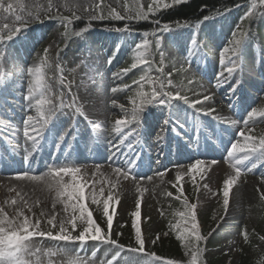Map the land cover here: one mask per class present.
<instances>
[{
  "label": "rangeland",
  "instance_id": "374dc122",
  "mask_svg": "<svg viewBox=\"0 0 264 264\" xmlns=\"http://www.w3.org/2000/svg\"><path fill=\"white\" fill-rule=\"evenodd\" d=\"M102 1L105 2L103 12L108 13L111 8H115L122 15L127 12L119 3V0ZM100 2L101 0H53V3L56 4L57 7L51 10V14L56 15L58 11L61 15L71 17L73 12H75L76 15L82 17L79 21H85L89 15L94 14V9ZM141 2L143 6H145V0H141ZM21 3L25 6L24 14L28 11L33 13L39 12L41 18H43V11L47 7V0H21ZM5 23H7L9 27L18 26L14 24V17L11 16H8L7 19L0 18V29H3ZM257 26L258 22H256L250 30L254 49L251 51V48H249L248 51H250V53L256 51L254 54L256 59L254 60L255 65L253 66V62H251L249 63V67L253 72L258 69L260 74H264V21L260 23V27H263L262 34L255 33ZM220 28L219 22L215 21L210 24L208 32L214 33L216 29L218 30ZM34 30H39L41 32V38L43 39L41 42L45 44L44 50L48 49L51 67L45 68L46 80L52 83L54 88L61 91H67V89L59 84V77L63 76L66 84L71 82V92L75 95L77 103L83 107L88 121L99 124L100 130L96 133V136L101 138L103 142L102 145L105 144L103 139L108 138V132L111 135L110 139H108L115 140L116 134L112 131V128L118 118L111 117L110 108H120L118 106L113 107L112 101L116 100L117 105H124L125 108L128 109V114L130 116L132 108L130 98L134 96L136 92V90H133L134 87H132V89H125V91L128 92L122 96L120 91L116 93L110 91L111 88L115 87L112 83L113 80L111 81L109 79L111 73L110 69L119 62L120 53L110 55L113 47L111 41H103L102 43L96 41L98 45L95 47V44H93V37H90L82 44L79 39H76L71 44L63 47L61 45L62 31L58 23L55 20H46L43 24L37 23L30 25L27 31L22 30L14 37L13 42H8L3 48L2 67L5 72V77L9 78V85L13 86L12 96L17 95L18 99H20L21 96L24 109L22 110L20 106H15L11 118H8L4 115V109L0 108V120H3L4 116L8 118L9 124L11 125L6 135L10 137L9 139L12 141V150L15 153L19 151L22 155L26 153V148L31 147V142L26 141V137L24 136V118L22 115L24 112L27 115L32 113L26 111L24 95L26 94L30 80L28 74L29 67L39 64L41 58H43L45 54L41 52L40 47H36L38 46L36 42L34 44L35 39L32 35V33L35 32ZM178 34L180 33H171V35L176 38V42L174 41V43L170 42L166 44L163 41L162 43L165 74L170 72L172 64H178L177 56L182 51L181 42H185L184 38L186 37V34L183 33L182 41L181 37H178ZM121 35H126V32H122L121 34L116 33V39ZM21 39H26L28 44H24V46L18 44L17 46L14 44V42H19ZM109 56L114 57L111 64L107 62ZM155 61L161 66V53ZM57 65H59V68ZM208 70H212V68H208ZM205 71L208 73L206 69ZM213 71L214 70L209 74L212 75ZM152 76L156 77V75ZM243 77L244 81L242 85L247 84L249 87L251 86L259 92L261 84L258 82L259 78L257 73L245 75ZM119 82L120 79H117V83ZM172 91L174 93L176 91L181 92L177 85L172 88ZM213 91L214 88L209 83L204 86L199 85L188 93V98L189 100H195L201 93H205V95H214ZM257 92L253 93L251 91L253 95L252 99L255 102L257 101V107H264V95L261 97L260 93ZM128 93H130L129 96ZM247 97L249 98V96ZM199 98H201V96ZM67 99L70 101L71 96H68ZM206 102L207 101H204L202 103V105H205L203 108L206 110L209 108L215 109L213 115L231 119L228 108L222 103V99L214 96L212 102H208L207 104ZM190 109L191 108H188V106H178V111H181V114H178L176 110L173 114V118L176 123L179 121L180 125L186 126L191 131L193 128V131L196 133H194V143L192 144L193 150L188 149L189 142H183L182 139L174 136L171 141L174 150L170 155L165 146V144L169 142L167 128L163 133L164 139L161 141L160 145V147L163 146L167 152L166 159L165 153L162 152L159 155L160 164L156 163L153 166H147V162L143 164L142 172L145 173L144 176H147L146 172L151 173V180L147 179V177H141L140 180H137L132 179V176H129L128 179H125L122 174L118 176L114 171L117 167L114 165L105 166V164H103L105 160L102 161L103 165L87 163L84 160L77 161L80 164L75 163L74 165H68L77 166L81 169L80 175L89 181V186L86 191L90 190L92 183H95L97 191H99L101 187L105 189V196L109 190L114 193L115 214L113 227L111 229V238L117 239L120 244L122 242L126 248L136 246L134 243V229L132 228L133 217L131 216V213L135 210L136 200L138 198L141 200L140 223L142 235L146 242V239L151 240V238L163 232L165 223L169 218L177 217L180 220L177 213L183 211L184 207L183 204H176L177 199H174V196L178 195L177 188L182 185L184 196L180 199L183 201V198L186 197L190 203L197 204V217L201 234L207 235L210 231L215 229L212 236L205 241V258L213 262V264H235L236 254L242 252L248 258L259 260L264 253V240L260 239V237L264 236V199L261 198V193H264V165H257L252 172H248L244 169V166H241V177L230 189L229 206L227 211H225L223 207V181L229 175H234L235 173L230 164L223 159V155L226 154L225 146H230V142L236 138V128L222 121L218 122L210 117H205L204 115L199 117L200 119L198 121L186 123V114L192 111V109ZM149 113L152 114V122H155L160 114L167 116L169 111L164 109L154 110V108H152ZM62 119L67 121L58 129L57 135L67 133L65 141L59 146L46 145L42 149H38L37 153L43 154L47 152L55 156L60 153L66 156L70 154L72 145L70 143H64L67 141L68 135L76 130L79 125H82L80 119L83 120L85 125L87 124L86 129H90L91 127L83 117H76L74 126L73 120L72 123H70L68 117H62ZM107 122L109 125H107ZM156 124L157 123L154 125L156 126ZM133 127L135 126H128V128L125 129V133L127 134L129 129ZM158 127H160V125ZM250 127L252 131L248 133L249 135L258 137L264 135V119L257 118L255 123H252ZM172 133L173 132H171V135ZM133 136L137 137L135 133ZM188 136L191 138L190 133H188ZM54 138L55 137H49L46 140L50 142ZM46 140L43 142H46ZM147 141L152 144L156 140L153 136L152 139H147ZM118 146L121 148L123 144H119ZM31 153H33V151ZM21 155L18 157H21ZM71 157L76 161L74 149L71 151ZM196 159L205 161L207 171L204 173L185 175L179 184H177L176 172L187 173L188 166ZM213 160H216L218 163L213 164ZM115 163L116 162L113 164ZM245 163L248 167H251L250 162ZM139 164L140 162L137 161L132 165V167L134 166L132 175L135 176L139 171ZM177 165L180 167H176ZM165 169L168 171L165 172ZM157 172H163L164 175L158 176L156 175ZM191 175L196 176V185L193 184ZM41 176L45 180L44 183L39 186H34V190L25 189L26 191H22V188L19 186L10 184L5 179L0 178V208L7 212L9 216L15 215L16 209L22 206V202H18L17 205H11V200L16 198V192H20L32 206V212L35 213L34 218H40L44 221L53 214H57V221H59L60 218H67L69 213L64 212V205L57 202L55 189L50 187L52 183L51 176L47 171H44V175ZM65 179L67 180L68 177H65ZM109 182L116 183L117 187L112 189ZM205 185H207V187H205ZM138 188L140 191H137ZM12 189H15V191ZM168 192H171L172 196H168ZM115 199L119 200L118 205L115 204ZM87 203L93 211L94 218L100 223L101 228L108 231L106 219L103 217L102 213V204L100 206L92 205L90 200L87 201ZM42 211L46 214L45 217L40 216ZM25 212L28 215L32 214L28 213L27 209H25ZM226 214H228L230 218L227 219V221H223ZM221 217H223V219H221ZM125 226L129 227L126 229V232H124ZM50 227L51 226L46 223H42L41 225L42 230H47ZM244 230L248 233V241H245L243 238L242 232ZM44 240L48 239L40 237L35 242L31 243V253L26 254L24 258L28 260L30 264H68L69 260L64 261L61 258V251H58V253L55 252V255H50L49 253L54 252V250L47 249L45 246L49 243L46 245ZM89 242L95 244L93 241ZM58 243H60L59 245H61V247L65 244V242ZM67 250L74 254V258L70 260H79L81 264H98L99 259H89L84 253L78 251L77 246L69 245ZM126 253L127 252L123 254ZM111 254L113 253L110 252L107 247L104 253L98 255L107 260ZM98 255L96 258H99ZM134 255L136 254L128 253V257H130L129 260H131V257H134ZM165 259L184 261L188 259V257L184 249L179 252L178 255L167 256Z\"/></svg>",
  "mask_w": 264,
  "mask_h": 264
},
{
  "label": "snow or ice",
  "instance_id": "6c2138e0",
  "mask_svg": "<svg viewBox=\"0 0 264 264\" xmlns=\"http://www.w3.org/2000/svg\"><path fill=\"white\" fill-rule=\"evenodd\" d=\"M190 2V0H151L147 9L141 0H134L136 5L135 13L132 14L128 11L125 15H121L115 8H111L107 15L104 14L101 4H97L94 9V14L87 17L89 23L85 28L75 31L73 34L77 37H82L83 33L91 30V21H103L106 19H113L117 21H128L123 29H113L115 31H128L132 32L131 22H148L150 21L154 27L151 32L144 31L140 33L144 39L142 43L136 45V52L134 62L127 68L121 69L118 72L113 73L114 78H121L127 76L130 72L137 69L140 65H147L142 69L144 75H141L139 79H133L131 84H125L123 87H113L110 89L112 93L118 91H124L125 89H132L133 85L136 86L135 95L130 98L131 100V114L129 116L128 109L124 105H117V101L113 100V107L118 106L123 113L124 117L117 119L113 125L112 131L120 137L119 143L123 144L127 138V135L135 133L140 136L143 133L144 139H152L153 136L157 143L164 139L163 133L166 131L171 123V110L174 107L179 106L180 102L188 108L195 109L197 113H203L205 117H210L216 121H222L230 124L236 128L235 139L230 142V146H225V155L223 159L230 164L234 170V175H229L223 181V207L227 211L229 206L230 189L239 180L242 174V167L248 172H252L257 165H264V135L258 138L254 135H249L252 131L250 125L255 123L257 118L264 119V107H254L250 110H246L245 114L240 116L239 119H230L228 117H219L213 115L215 109L209 108L207 110L198 108L197 105L202 104L204 101L213 100V95H204L203 100H189L187 95L181 94L180 91L175 93L169 91L170 87H173L172 72L164 73L163 67V52H161V66L156 69L160 73L159 76L153 77L148 73L152 71L151 63L146 59V53L149 52L153 42L157 50L161 49V43L165 33H169L174 29L180 28H195L199 29L200 25L209 19H212L214 15H222L233 9L224 8L223 12L220 8L215 10L213 15L204 16L201 21H196L195 24H190L187 21L180 22H162L159 19L158 14L162 11H167L171 8L177 7L181 4ZM102 3V0H101ZM57 5L53 3V0H47V7L43 11V18L39 12L33 13L28 11L25 13V6L21 3V0H0V18L7 19L8 16L14 17V24L16 27H9L7 23L3 25V29H0V84H4L5 72L2 67L3 60V48L8 42H12L14 37L17 36L22 30L27 31L28 27L32 24H43L46 20H56L62 24L65 28V36L71 28V25L75 20L82 19L81 16L76 15L73 12L72 16H64L57 11L56 15L51 14V10L56 8ZM234 7H240L235 5ZM245 12L240 21L236 25L235 31L231 34L229 40L230 47H226L222 50L220 65L222 70L216 74L215 87L220 89L225 85H229L228 99L231 100L236 95L237 89L240 86V81L236 80L235 83H231L234 78V74L240 69V57L242 49L249 39L247 31L240 30L241 24L244 20L251 21L252 19L264 18V0H246L244 5ZM125 8L128 9L127 3ZM207 5L201 6V11L205 10ZM259 12L257 13V10ZM150 37L152 39H150ZM190 45H197L195 33L192 36ZM119 50V45L116 51ZM231 53L228 57V63H225L224 53ZM186 57L191 61L193 57V51L191 47L185 53ZM114 57H109L108 63L111 64ZM51 67L48 57V49H45L44 57L41 58L39 64L31 66L28 69L30 76L28 88L24 95L26 101V111H30L32 114L26 115L24 119V136L26 141L31 142V147L26 148L25 162L29 159V154L36 150L41 145L42 141H45L49 137H55L54 142L59 146L62 144L67 136V133L57 135L58 129L65 123L62 117H70L73 119V126L75 125L76 117H83L90 126L95 130L98 125L88 121V117L83 110V107L77 103L75 95L71 92V82L67 84L64 81L63 76L59 77V84L67 89V91H61L53 87L45 78V68ZM59 68V65H57ZM62 71V69H61ZM227 73V75H225ZM189 84L193 81L189 80ZM145 87L148 88L145 91ZM71 96V100L67 99ZM175 102V103H174ZM148 106H165L169 109V116L165 117L160 123V130H156V126L152 123V114H148V120H143V114L147 111ZM229 108L236 110V106L229 103ZM129 125H135L134 128L129 129L128 133H125V129ZM47 134V135H46ZM115 147V145H113ZM115 155V153H113ZM245 162H250L251 167ZM134 163V162H129ZM213 164H217L216 160L212 161ZM157 164H160L159 156L157 157ZM176 167H180L177 165ZM48 174L52 178L50 187L55 189V196L57 202L64 205V212L69 213L67 218H60L57 221V214H53L42 221L40 218H34L35 213L32 212V206L29 201L21 195L20 192H16V198L11 200V205H17L18 202H22V206L16 209L15 215L9 216L2 208H0V264H30L24 257L26 254L31 253V243L34 237L47 238L55 242H65L62 248H58V251L66 250L69 245L79 246V250H84L89 241L97 242L96 250L99 245H106L108 250L112 252L111 259L102 261L101 264H121L123 260L124 264H128L130 257L122 255L123 253L131 254H144L139 257L138 264H205L202 259L203 253L206 251L201 246L203 241H206L212 236L213 231H210L207 235H202L200 225L197 217V204L190 203L189 200L183 198V211H179L177 214L180 220L177 223L170 224L169 230L175 232L176 239L181 242L183 248L186 250V256L188 259L184 261H177L175 259H164L155 253H145V238L142 235L141 228V200L138 198L135 202V210L131 213L133 217L132 228L134 229V243L135 247H127L118 242L117 239L111 238V229L113 227V220L115 214L114 206V193L109 190L105 196V189L101 187L97 191L95 183L91 184L90 190L86 191L89 186V181L84 179L81 173V169L77 166L68 164L60 166H51L47 169ZM115 173L123 175L125 179L132 176L131 169L124 170L120 167L114 169ZM168 170L165 169V172ZM207 171V166L204 160L196 159L188 166V172H176L177 184L183 179L185 175L193 173H204ZM156 175L163 176V172H157ZM65 177H68L66 180ZM17 180H30L40 181L43 179L41 175L30 174L29 172L15 174ZM151 180L152 177H147ZM191 180L196 185V176L191 175ZM111 188L117 187L116 183H111ZM118 183V182H117ZM207 187V185H205ZM15 191V189H12ZM137 191H140L138 188ZM146 191V189H145ZM178 195L176 199H180L184 196L183 186L177 188ZM142 195V193H141ZM168 196H172L171 192L167 193ZM18 198V199H17ZM261 198L264 199V193H261ZM92 205L100 206L102 204L103 217L106 219L107 232L101 228L100 223L96 221L93 216V211L90 209L87 201ZM119 200L115 199V204L118 205ZM25 209L31 215L26 214ZM111 209V211H110ZM163 215V213H162ZM41 217H45L46 214L42 211ZM223 219V217H221ZM42 223H46L51 226L47 230H42ZM53 229H58L53 231ZM71 229V230H70ZM77 233V234H74ZM169 233H163L167 236ZM245 241H248L249 236L246 230L242 232ZM160 239V235L156 236V239L152 241L153 244L157 243ZM264 240V236L260 237ZM50 255H55V252H50ZM131 259H137L131 257ZM68 264H81L79 260H69ZM259 264H264L262 259Z\"/></svg>",
  "mask_w": 264,
  "mask_h": 264
},
{
  "label": "trees",
  "instance_id": "16d2710c",
  "mask_svg": "<svg viewBox=\"0 0 264 264\" xmlns=\"http://www.w3.org/2000/svg\"><path fill=\"white\" fill-rule=\"evenodd\" d=\"M151 2V0H147L146 1V6L145 9H147L148 4ZM127 2H125L126 4ZM246 0H190V2L185 3V4H181L177 7L171 8L167 11H162L161 13L158 14L159 19L162 22H176V21H180V22H184L187 21L190 24H195L196 21H201L202 18L204 16H209V15H213L215 13V10L217 8H220L221 11L223 12L224 8H229V9H233L227 13L224 14H230V17H232L233 19L236 20L235 24H234V31L237 30L236 29V25L237 23L240 21L241 17L244 15L245 12V5ZM128 5V9L129 11L132 10L131 6L127 3ZM202 5H207V8L203 11H201V6ZM235 5H240V7H234ZM259 12V9L257 10V13ZM135 11L132 10V14H134ZM228 14V15H229ZM223 15V14H222ZM214 16H220V15H214ZM213 16V17H214ZM263 18H258V19H252L251 21L249 20H244L241 24V29L240 30H244L247 31V27L250 23H252L255 20H260ZM111 23H114L116 21H112V20H108ZM126 21V20H124ZM205 22L204 21L198 30H202L205 29ZM128 24L129 22H121V24H116V25H123V24ZM97 25H103L105 23H101V21H99L98 23H96ZM95 24V25H96ZM131 25H133L135 32L137 33L138 36L142 37L144 39V37L140 34L144 31H149L151 32L154 25L151 22H131ZM192 30H196L195 28H190ZM81 30V28L77 27L75 28L74 25H71V28L68 32V35L65 36V38H67V40H70L71 38H73L75 35L73 34L75 31H79ZM65 35V34H64ZM150 39H152L150 37ZM169 40V36L168 33H165L163 36V40ZM231 39V38H230ZM229 39V40H230ZM229 40L227 41V43L225 45H223V47L218 51V55L221 57V53L222 50L226 47H230L229 45ZM150 52H151V56H155L159 50H157L155 48V44L153 42V45L150 48ZM231 56V53H224V57L225 60L228 59V57ZM135 58V57H134ZM133 58V59H134ZM134 62V60H133ZM168 235L167 236H161L160 239L157 241V244L154 245V247L152 248V251L157 254V255H166V254H177L179 252V247L182 245L180 241H178L176 239V234L175 233H171L170 231H168ZM202 246V245H201ZM264 259V255L261 258V260ZM237 264H259V262H255L253 260H251L250 258L244 256V255H240L237 259Z\"/></svg>",
  "mask_w": 264,
  "mask_h": 264
},
{
  "label": "bare ground",
  "instance_id": "6f19581e",
  "mask_svg": "<svg viewBox=\"0 0 264 264\" xmlns=\"http://www.w3.org/2000/svg\"><path fill=\"white\" fill-rule=\"evenodd\" d=\"M30 174H36V175H40V173L36 172V173H30ZM7 181H10L12 183H14V185H21V187L26 188L27 190H34L33 187L34 186H39L41 184L44 183V179L40 180V181H30V180H17L15 179V177H8L6 178ZM21 189L22 191H26L25 189ZM229 215L226 214V216L224 217L223 221H227V219H229Z\"/></svg>",
  "mask_w": 264,
  "mask_h": 264
}]
</instances>
